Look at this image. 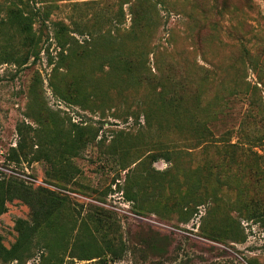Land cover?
Here are the masks:
<instances>
[{
    "label": "rangeland",
    "instance_id": "1",
    "mask_svg": "<svg viewBox=\"0 0 264 264\" xmlns=\"http://www.w3.org/2000/svg\"><path fill=\"white\" fill-rule=\"evenodd\" d=\"M133 1L0 0V179L18 177L34 188L45 186L67 198L64 205H57L62 216L57 228L34 236L31 256L26 252L24 258L8 261L0 257V264H103V258L109 264H264V223L239 217L238 200L234 202L233 190L228 189V169L220 176L223 182L212 175L200 183L201 175L195 170L202 166L206 150L169 139L161 141L175 151V164L165 158L153 162L149 155L166 148L160 147L158 131L136 109L134 93L113 88L120 80L110 72L90 71L99 63V55L115 50L131 30ZM154 1L157 5L148 11L157 21L152 45L173 48L170 37L174 35L177 48L190 46L195 43L194 31L203 40L213 37L214 45L228 53V62L240 57L243 46L252 47L262 59L264 0ZM13 4L30 17L34 34L30 46L10 22ZM122 7L125 15L119 18ZM63 24L65 29L57 31ZM222 32H228V37ZM63 50L96 53L91 61H84V67L97 78L103 95L87 82L77 95L71 94L72 75L58 67ZM150 59L153 64L151 53ZM249 78L256 79L252 70ZM245 106V99L237 97L212 122L217 136L238 128ZM71 130L90 135L76 155L61 150ZM22 133L32 136L33 142L35 135H42L53 151L52 160L26 158L19 150ZM66 171L71 177L64 175ZM163 181L173 188L154 189ZM246 190L258 191L253 186ZM177 192L191 194L190 202L179 201ZM259 195L264 199V189ZM228 204L234 207L229 209ZM6 205L8 209L0 214V235L10 249L20 235L17 220L32 224L33 215L20 198ZM94 210L103 214L107 224L92 243L105 252V241L111 238L121 258L111 259L109 252L102 259L73 256L80 251L81 241H91L86 222Z\"/></svg>",
    "mask_w": 264,
    "mask_h": 264
},
{
    "label": "trees",
    "instance_id": "2",
    "mask_svg": "<svg viewBox=\"0 0 264 264\" xmlns=\"http://www.w3.org/2000/svg\"><path fill=\"white\" fill-rule=\"evenodd\" d=\"M126 2L128 3H123ZM156 5L154 0H134L130 4V12L134 15L131 30L124 33L119 46L114 47L115 50L99 55V63L90 68V71L102 74L110 72L120 80V84L113 88L120 92L129 90L134 93L136 109L144 116L146 124L158 131L160 147L162 145V148H166L161 139L179 140L188 148L202 146L207 155L202 166L198 165L195 170L201 175L199 182L207 181L212 175L219 183L223 182L220 176L228 169V189L233 190L234 202L238 200L235 210L239 217L264 223V199L259 195L264 189V152L255 149L264 148V53L261 59L260 55H255L252 47L243 46L240 57L231 58L228 62V53L214 45L213 37L203 40L201 34H195L194 31L191 36L195 43L191 42L190 46L177 48L174 35L170 37L173 48L156 43L152 45L157 21L148 11ZM122 15H125L123 7L118 12L119 18ZM10 22L19 30L25 45L34 44L30 17L14 4L13 8H10ZM64 29L63 24L57 31ZM221 34L228 37V32ZM87 35L91 37L89 41L93 42L94 36L91 32ZM150 53L153 54V64ZM93 54H96L93 50L82 53L76 50L70 53H65L64 50L62 52V63L58 67L67 68L72 75L69 89L74 96L78 94L80 87L85 85L84 82L88 83L91 90L101 91L97 78L89 76L90 72L84 67V61H91ZM250 70L255 73V80L249 78ZM237 97L244 98L246 103L238 128H230L217 136L212 122L217 121ZM35 137L37 141L33 142L32 136L22 133L19 150L29 160L41 157L52 160L53 151L46 145L47 141L43 140L42 135L37 134ZM89 139V133H74L71 130L61 143L62 153L78 154L79 149ZM36 145L37 150L34 149ZM162 152H153L149 157L153 162L165 158L172 162V165L175 164L174 150L166 148ZM187 152L190 153V149ZM69 174V171L64 173L71 177ZM48 175L52 173L48 172ZM240 179L245 180V183ZM47 182L53 183L51 179H47ZM179 186L180 181L176 179L175 189ZM252 186L258 189L254 194L246 190ZM172 188V184L163 181L154 189ZM177 195L179 201L190 202L191 194L180 196V192H177ZM14 198H20L30 206L33 223L29 224L22 218L17 220L16 227L20 235L10 249L5 248L3 237L0 235V257L6 261L24 258L26 252L30 255L34 236L40 232L48 234L57 228V220L62 217L60 206L57 205L62 206L67 202L65 196H60L48 187L34 188L24 179L14 176L0 179V214L8 209L6 202ZM230 207H234V204H231L229 209ZM88 220L86 226L91 241L85 244L81 241L80 251L73 256L80 260H92L109 252L111 259L121 258L111 238L108 237L105 241V252L98 250L92 243L93 239H97V234L103 232L106 227L107 221H104L103 214L94 210L89 213ZM107 234L103 237H107ZM207 234L216 237L212 232ZM36 244H41L40 240H36ZM89 246L93 249H88ZM102 261L103 264H109L106 258Z\"/></svg>",
    "mask_w": 264,
    "mask_h": 264
}]
</instances>
